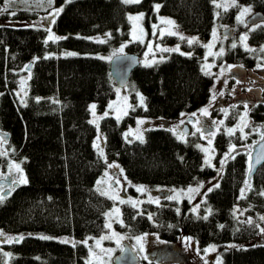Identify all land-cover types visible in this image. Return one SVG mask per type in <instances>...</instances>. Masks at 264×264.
<instances>
[{"label":"trees","instance_id":"trees-1","mask_svg":"<svg viewBox=\"0 0 264 264\" xmlns=\"http://www.w3.org/2000/svg\"><path fill=\"white\" fill-rule=\"evenodd\" d=\"M237 3L251 5L264 15V0ZM52 4L53 11H63L51 24V31L65 39L45 43L47 31L41 26L0 25V133L8 136L1 143L27 178L26 184L11 185L0 202V231L23 237L18 242L0 243V264L6 258L7 264H86V249L79 240L104 230L103 214L111 205L94 188L107 161L121 167L128 180L147 188H183L216 174L213 168L203 165L200 150L189 140L191 135L182 141L168 129L150 127L142 140L126 141L122 136L135 116L173 119L206 102L211 77L202 72L198 55L170 52L155 64H138L126 84L133 107L119 120L107 115L92 123L89 105L97 104V110L106 107L115 87L108 71L109 60L96 55L121 43L126 44L127 53L138 55L141 49L138 42L128 38V12L141 11L148 24L154 17V6L159 4V14L171 17L183 31L206 38L214 21L233 24L237 8L217 10L216 15L213 0H141L138 4L123 0H53ZM16 16L34 14L23 9ZM257 24L261 26L255 30H250L252 25L238 29L247 35L245 45L255 51L246 50L236 40L233 44L237 46H227L221 59L252 65L259 53L264 56L260 51L264 47V22ZM85 35L102 36L104 42ZM195 49L201 51L200 47ZM65 50L79 55H59ZM28 64L27 92L19 100L14 90L19 73ZM132 91L144 97L143 106L136 105ZM233 112L225 123L234 121ZM250 115V122L264 120V107H255ZM98 133L103 139V156L94 146ZM241 142L237 130L231 134L217 132L213 140L216 156L227 146ZM0 153L1 173L8 157L1 147ZM248 155L238 148L226 159L215 184L218 187L205 193L196 213L189 211L185 199L179 202V212L171 201H143L139 210L123 203L122 223L117 227L129 235L150 232L173 241L178 234H185L199 246L215 243L222 250L221 264H264V243L250 244L260 224L264 226L258 220L264 216V195H260L264 192V162L247 178ZM245 182L250 188L241 198ZM237 209L243 211V217L235 215ZM57 235L71 239L75 245L39 238ZM226 242L232 246L223 249Z\"/></svg>","mask_w":264,"mask_h":264},{"label":"rangeland","instance_id":"rangeland-1","mask_svg":"<svg viewBox=\"0 0 264 264\" xmlns=\"http://www.w3.org/2000/svg\"><path fill=\"white\" fill-rule=\"evenodd\" d=\"M0 3V25H9L13 27H43L47 31V37L49 35V29L51 31V24L49 23L51 19V13H53V4L50 6L48 0H1ZM216 3H220L222 5L227 4L228 8L231 7V0H216ZM215 9V13L217 15V10H225L224 7L217 8L213 3ZM241 6H247L244 4H239ZM234 12L235 21L232 24L233 26H228L229 24L219 22L217 23L214 21L212 29L209 35L206 38L199 37L193 33H187L180 29L175 21L167 16L159 14L155 10L154 6V17L152 20L145 24L144 17L142 20H129V32L128 38L130 41L138 42L141 45V49L137 52L139 65L148 66L155 64L167 57V54L170 52H181L185 54H195L199 56L200 67L203 73L211 77V85L209 89V95L206 102L198 107L195 110L190 112L184 113L185 115H179L173 119H161V118H149L146 116H135L133 119L132 124L128 125L123 130V138L126 141L131 140H142L144 131L150 127H162L168 129L177 139L182 141H187V139L191 135V139L197 147L202 155L203 165L211 167L215 170L216 174L213 178L207 179L204 181H200L194 185H189L183 188H168V187H153L147 188L141 184L131 182L128 180L121 169V167H109V165H116L111 161H107L102 173L98 176L96 183H94L95 190L102 195L101 193H106L102 196L108 198L111 202L109 208L104 211L103 214V224L111 223V229L105 228L99 234L94 236V239H88L89 237H84L82 240H79L81 243L82 241L87 240V246L84 245L86 249L85 261H91V264H101V261L96 259L95 256H90L89 248L93 250L96 254H101L100 249L96 247L95 238H99L101 236H111L112 232H116L117 234L125 237L121 242V247H117L115 243V238L113 239H106L101 242L103 248H111L113 249L112 259L109 264L113 263V257L117 255L121 248L122 244H127L130 251L134 255L135 258L138 259L137 264H205V261L208 264H216V258L219 256L221 260V251L219 246L215 243H208L204 246H199L197 242L188 235L185 234H178L177 237L173 241H166L159 238L155 233L145 232L139 233L135 235L127 234L123 229L118 228L117 226L121 225V216L120 210L121 205L123 203H129L133 205V202L136 204V208L139 210L140 204L143 201L152 204H160L164 203V201H171L176 203L174 208L177 210L179 209V202L181 199H185L188 204V209L191 212L196 213L198 204L200 200L204 197L205 193L213 187L220 174L222 173L223 167L225 165V156H230L236 149H242L250 154L252 147L256 144L257 141L261 139V136L264 132V120H258L255 122H250L248 119L252 118L250 115L252 112L255 111L253 108L248 113V106L245 105H237L236 107H232V111L236 112V117L234 121L230 124L225 123V118L228 115H225L226 110L222 107L217 105L218 100L225 95V87H227V80L230 74V67L228 64L225 63L224 60L221 59L222 55H219L221 50H224L227 46H230L236 40H238L242 44H246L245 41H241L240 37L244 36L245 34L238 29L242 26H245L244 23H239L236 20V16L239 14V8ZM5 9H7L5 11ZM27 10L33 12L34 16L32 17H17L16 15H12L11 13L17 12L18 10ZM255 11L252 9V13ZM142 13L141 11L135 12H128L127 17L136 16ZM251 13V14H252ZM251 14H246L244 20ZM172 20L174 21V25H170L165 21ZM263 21H259L262 23ZM258 23V22H257ZM155 25V29L153 28ZM253 26V25H252ZM250 27V25H249ZM231 30L230 36L227 39L224 38L223 31L226 29ZM141 29L143 31H141ZM215 30L216 36L213 37V31ZM133 32H135V38L133 37ZM52 33V31H51ZM155 33V34H153ZM163 33V34H161ZM53 34V33H52ZM183 36L185 39H181L180 37ZM85 38L91 39L96 41L97 38L101 40L102 36H84ZM171 38V39H168ZM196 38L194 42L190 45L188 43V39ZM186 44L188 47L183 46ZM211 44L212 47L208 48L205 45ZM124 45L123 52L127 53L126 44L121 43L116 48L109 50V52L105 53H98L96 56L98 57H112L115 53L122 54L119 49L121 46ZM149 45H151V50H149ZM195 46L200 47L201 51L199 52L195 49ZM178 47V51H163V49H176ZM186 47V48H185ZM76 53V51L65 50L59 53V55L66 56V53ZM112 52V53H111ZM210 67H207L209 66ZM28 71L29 70H22L18 75V82L16 89L14 90L15 96L22 100L27 92L28 86ZM119 92V95H117ZM134 93L136 105H141L139 97L137 96L136 91H132ZM220 93H223L221 95ZM131 92L128 86L125 87H114L113 95L108 100L104 106V108H100L97 110V104L90 103L89 105V112H90V122L96 123L99 117L104 116V113L107 112L108 115L117 119V115L121 118L123 115L129 113L131 109ZM213 97H215L213 99ZM126 98V99H125ZM95 104L96 108L93 110L91 105ZM111 105V108L109 107ZM133 107V106H132ZM207 108L208 115H201V109ZM254 110V111H253ZM230 111V113L232 112ZM95 112V115H93ZM233 112V113H234ZM126 113V114H125ZM195 113V115H193ZM215 113H221V115H216ZM191 116V117H190ZM226 116V117H224ZM191 118V121H186L187 118ZM243 117V119H241ZM119 118V119H120ZM193 118V119H192ZM138 120H143L145 123L137 124ZM196 120L200 121V125L196 127H201L204 136L202 138L201 133L196 131V127H194V123ZM222 122V123H221ZM187 123H190L188 126ZM183 126H186L188 129V135L180 133V130ZM175 129V131H173ZM192 129V130H191ZM228 129H234V131H238L239 135L242 138V142L235 146V150L229 152V149L232 146H227L226 150L216 156L215 147L213 144L214 136L219 131H223L224 133L228 134ZM233 131V132H234ZM213 133V135L209 136L208 133ZM232 132V133H233ZM195 133V134H193ZM127 134V135H126ZM200 136V139L198 138ZM100 137L97 140V137ZM96 137V148L101 150L102 146V136L100 133L97 134ZM209 140L211 143H209ZM0 147L3 148L5 155L8 157L6 159V163L4 168L1 170L0 173V180H14L17 179L20 175L15 168H10V165L19 164L17 160L10 158L8 155V150L3 146L0 142ZM238 147V148H237ZM203 149H208L207 152L203 151ZM96 151V150H95ZM96 153H98L96 151ZM249 156V155H248ZM210 159V165L205 163V159ZM221 160H224V164L221 167ZM21 167V165H19ZM21 169V168H20ZM122 170V171H121ZM23 172V170H22ZM108 173V175H105ZM119 180V183L116 181ZM97 181H100L98 184ZM143 187V192H138L137 188ZM6 185H0V193L5 190ZM192 188L196 191L189 192L188 189ZM99 189V190H98ZM169 196H176L177 199H167ZM110 197H119L118 199H112ZM159 199V203H156V200ZM121 200L124 202L121 203ZM114 209H118L119 211H114ZM195 209V211H193ZM106 213H111V215H105ZM235 215L239 218L243 217L244 213L242 210L237 209L235 210ZM260 220V218L258 219ZM262 221V220H261ZM264 222V221H262ZM261 222V223H262ZM264 228L262 224H260L259 232L257 237L250 242V244H263L264 243V233H261L260 229ZM2 232V231H0ZM4 236L0 237V243L9 242L12 240L6 239L7 237H14L12 234H8L7 232H3ZM60 236V237H58ZM136 236H145L143 241L144 251L139 252L134 250V246H136ZM55 240H62L65 237L62 235L57 236H50ZM187 238H191V242H187ZM70 241H72L70 239ZM244 245V244H241ZM209 246H215V252H208L205 253L203 250L208 248ZM231 242H226L223 244V249H227L231 247ZM102 255V254H101ZM147 256L148 259H142L141 257ZM136 259V260H137ZM104 260L107 261V257H104ZM4 264H7V258L4 260Z\"/></svg>","mask_w":264,"mask_h":264},{"label":"snow or ice","instance_id":"snow-or-ice-1","mask_svg":"<svg viewBox=\"0 0 264 264\" xmlns=\"http://www.w3.org/2000/svg\"><path fill=\"white\" fill-rule=\"evenodd\" d=\"M123 2L126 3V4H128V3H136V4H138V3L141 2V0H123ZM48 3H49V5L51 6L52 3H53V0H48ZM213 3L215 4V6H216L217 8L224 7L225 10H227V8H228V5H227V4L222 5V4H220V3H216V0H213ZM231 6H234V7H238V8H239V14L236 16V20H237V22H239V23H244V24H245V27H249V25L245 22L244 17L246 16V14H251V13H252V7H251V5H248V6H241V5H239V4L237 3V0H231ZM160 7H161V5H159V4L155 5V10L158 12L159 9H160ZM6 10H7V9H5V11H6ZM62 11H63V8H60V9H56L53 13H51V19H50L49 23H50V24H54V23H55V18H56V16H57L60 12H62ZM11 14H12V15H16L15 12H13V13H11ZM143 17H144V14H143V13H140V14H138V15H136V16H131V15H130V16L128 17V19H129V20H142ZM165 22L168 23V24H170V25H174V21H172V20H167V21H165ZM260 26H261V25H259V24L254 25V26H252V28H251L250 30H255L256 27H260ZM155 27H156V26L153 25V28H154V29H155ZM141 31H143V30L141 29ZM153 34H155V33H153ZM161 34H163V33H161ZM106 36H108V37L110 38V34H106ZM215 36H216V33H215V30H214V31H213V37L215 38ZM133 37L135 38V32H133ZM65 38H66V37L55 36L54 34L51 33V31H50V29H49V35H48V37H47V40H45V43H47L48 40H53V41H55V40H60V39H65ZM180 38H181V39H185L183 36H181ZM224 38L227 39V36H224ZM195 39H196V38L188 39V43L191 45V44L194 42ZM240 39H241L242 42L245 41V40L247 39V35H244V36L240 37ZM96 42L103 43L104 41L99 40V39L97 38ZM205 46L208 47V48H211V47H212L211 44H209V45H205ZM236 46H237L236 44H232V47H233V48H235ZM148 47H149V50H151V45H149ZM123 48H124V45H122L121 48L119 49V51H120L121 53L123 52ZM245 48H246V50H248V51H255V49H250V48H248L247 45H245ZM178 50H179L178 47H177L176 49H163V51H178ZM260 51H261V52H264V47H262V48L260 49ZM181 54L183 55V53H181ZM218 54H219V55H222V54H223V50H221L220 53H218ZM66 55L73 56V55H76V53L69 52V53H66ZM114 55H115V53H114ZM101 58H102V59H108V60H111V59H112V57H107V58H103V57H101ZM257 66H258V67H262V65H257ZM207 67H210V65L207 66ZM230 67H231V66H230ZM237 83L239 84L240 81L237 80ZM220 94L223 95V93H220ZM117 95H119V92H117ZM137 96L139 97V100H140V104H141V106H143L144 97H143L142 95H140L139 93H137ZM214 98H215V97H213V99H214ZM125 99H126V98H125ZM95 107H96L95 104L91 105V108H92L93 110L95 109ZM109 107L111 108V105H109ZM245 107H247V105H245ZM145 110H146V108H145ZM125 114H126V113H125ZM93 115H95V112H93ZM107 115H108V113L105 112V113H104V116H107ZM181 115L183 116V115H185V114L182 113ZM193 115H195V113H194ZM201 115H205V116L208 115V109H207V108L201 109ZM119 118H120L119 115H117V119H118V120H119ZM241 119H243V117H242ZM143 123H145V121H143V120H138V121H137V124H138V125H139V124H143ZM221 123H222V122H221ZM197 125H200V121H199V120H196V121H195V123H194V127H196ZM173 131H175V129H173ZM196 131L199 132V133H201V136H202V138H203L204 133H203L201 127H196ZM233 131H234V129H228L229 134H231ZM193 134H195V133H193ZM126 135H127V134H126ZM208 135L211 136V135H213V133L210 132V133H208ZM99 139H100V137L98 136V137H97V140H99ZM261 139H264V136H262ZM0 142H2V138H0ZM141 142H142V141H141ZM209 143H211L210 140H209ZM94 146H97V145H94ZM197 147H200V146L197 145ZM261 148H262V155L257 156V163L260 161L261 158H264V145H262ZM234 150H235V146H232V147L229 149V152L234 151ZM203 151L207 152L208 149H203ZM2 154H3V153H0V155H2ZM99 155L103 156V150H102V149L100 150ZM227 158H228V157H227V155H226V156H225V160H226ZM233 158H234V157H233ZM205 163L210 165V159L206 158V159H205ZM220 163H221V167H222L223 164H224V160H221ZM109 167H119V166H118V165H109ZM10 168H15L16 171L20 174V175L18 176L17 179H14V180L12 181L13 184H17V183H25V184H26V183H27V178H26L25 176H23V174H22V170L20 169L19 164L10 165ZM121 171H122V170H121ZM251 173H252V168H251V164H250V167H249V175H251ZM105 175H108V173H105ZM97 183L99 184L100 181H97ZM116 183H119V180H117ZM214 187H218V185H214ZM249 188H250V185L248 184V182H245V188H244V189H241V198L244 197L245 190H246V189H249ZM98 190H99V189H98ZM137 191H138V192H143L144 189H143V187H138V188H137ZM188 191H189V192H192V191H196V190H195V189H192V188H189ZM209 191H211V189H209ZM101 194L104 195V194H106V193H101ZM260 195H264V192L260 193ZM4 198H5L4 193H0V202H2V201L4 200ZM110 198H112V199H118L119 197H110ZM167 199H177V197H176V196H169V197H167ZM123 202H124V201L121 200V203H123ZM156 203H159V199L156 200ZM133 207H136L135 202H133ZM114 211H117V212H118L119 210H118V209H114ZM193 211H195V209H193ZM208 211H209V214H211V210L209 209ZM177 212H179V209H177ZM139 214H142V213H139ZM105 215H106V216H107V215H111V213H106ZM148 218H149V219H152L151 214H149ZM207 218H208L207 216H204V217H203V219H205V220H206ZM260 220L264 221V216H261V217H260ZM247 222H248L249 224L253 223L251 220H248ZM121 223H122V221H121ZM104 227H105V228H108V229H111L112 226H111V223H106V224L104 225ZM169 227H172V225H169ZM221 227H223V226L221 225ZM260 231H261V233H264V228H261ZM2 236H4V233H3V232H0V237H2ZM39 238H40V239H45V240L53 239L52 237H48V236H41V237H39ZM113 238H115V243H116L117 247H118V248L121 247L120 242H121L125 237H123V236H121V235H119V234H117L116 232L113 231L111 236H101V237H99V238H95L96 247L100 249V253H101L102 255H101V254H96V253H94L93 250H92L91 248H89V254H90V256H95L96 259H98V260L101 261V264H109V262H110L111 259H112L113 249H111V248H103L102 245H101V242H102L103 240H106V239H113ZM6 239H9V240H15V241L18 242L19 240H22L23 237H7ZM88 239H94V238H93V237H89ZM135 239H136V246H134V250H137V251H139V252H143V251H144L143 241H144V239H145V236H136ZM60 242H61V243H73V245H75V242L70 241L68 238H64V239L60 240ZM187 242L190 243V242H191V238H187ZM81 243H83L85 246H87V240L82 241ZM121 251H124V249L121 248ZM203 251H204L205 253H208V252H215V251H216V248H215V246H209L208 248H205ZM5 255L7 256V255H10V254L5 253ZM105 256L107 257V261L104 260V257H105ZM141 258H142V259H145V260L148 259L147 256H143V257H141ZM86 264H91V261H86ZM205 264H208V262L205 261ZM216 264H221V261H220L219 256H217V258H216Z\"/></svg>","mask_w":264,"mask_h":264},{"label":"flooded vegetation","instance_id":"flooded-vegetation-1","mask_svg":"<svg viewBox=\"0 0 264 264\" xmlns=\"http://www.w3.org/2000/svg\"><path fill=\"white\" fill-rule=\"evenodd\" d=\"M228 26L233 25L229 24ZM229 47H232V44ZM225 63L228 64L229 67L231 66L230 74L227 80V87H225V95L217 102L218 106L226 110L225 115H229L230 111L233 110L232 107H236L237 105H247L248 113L255 107H264L263 54L259 53L256 57H254L252 65H247L241 60L235 61L234 59L228 62L225 61ZM257 65H262V67H258ZM237 80L240 81L239 84L237 83ZM216 115H221V113H215V116ZM187 124L188 126H190V123ZM188 134L189 133H187L186 135ZM198 138L200 139L199 135ZM5 183L6 188L2 191V193L8 192V188L13 185L11 179L5 180Z\"/></svg>","mask_w":264,"mask_h":264},{"label":"water","instance_id":"water-1","mask_svg":"<svg viewBox=\"0 0 264 264\" xmlns=\"http://www.w3.org/2000/svg\"><path fill=\"white\" fill-rule=\"evenodd\" d=\"M264 20V15L260 11H255L251 15H249L245 22L248 25H254L255 23L259 21ZM231 30L226 29L223 31V35H226L227 37L230 36ZM139 64L138 55L133 53H122L113 55L112 59L108 61V71L109 75L114 82L115 86L117 87H125L127 84L128 77L131 73V71L137 67ZM30 67V64L26 66V70H28ZM191 120V118H187L186 121ZM180 133L187 134L188 128L186 126H183L180 130ZM264 136V132L262 134ZM261 136V137H262ZM7 134L0 133V138H2L3 141L7 140ZM264 145V139H260L256 142V144L252 147L251 152L249 154V160H248V172H247V178H250L251 175L256 171V169L264 162V158H261L260 161L257 163V156L262 155V148L261 146ZM251 164L252 173L249 175V167ZM6 184L5 180H0V185ZM17 184H13V186H16ZM4 195L7 192H3ZM122 248L124 251H120L117 255L113 257V263L114 264H137V260L130 251L127 244H123Z\"/></svg>","mask_w":264,"mask_h":264}]
</instances>
